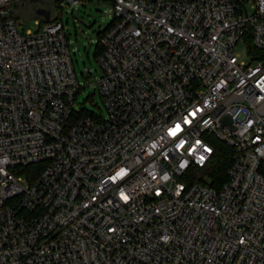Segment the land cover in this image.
Returning <instances> with one entry per match:
<instances>
[{
	"label": "built area",
	"instance_id": "obj_1",
	"mask_svg": "<svg viewBox=\"0 0 264 264\" xmlns=\"http://www.w3.org/2000/svg\"><path fill=\"white\" fill-rule=\"evenodd\" d=\"M23 1L0 0V264H264V0H105L104 120L73 109L62 23L19 31Z\"/></svg>",
	"mask_w": 264,
	"mask_h": 264
},
{
	"label": "rangeland",
	"instance_id": "obj_2",
	"mask_svg": "<svg viewBox=\"0 0 264 264\" xmlns=\"http://www.w3.org/2000/svg\"><path fill=\"white\" fill-rule=\"evenodd\" d=\"M246 6L251 14V4L247 3ZM25 8L24 14L19 16L20 32L38 30L40 20L31 15L33 10L43 9L50 12L51 18L59 17L57 21L64 27L74 73L81 88L73 109L104 120L107 113L96 90V83L101 76L97 46L99 36L112 22L111 5L105 0H79L72 8L58 12L56 0H39L36 3L27 1ZM90 44L92 47L88 51ZM234 51L239 61L248 62L243 43L238 44Z\"/></svg>",
	"mask_w": 264,
	"mask_h": 264
},
{
	"label": "trees",
	"instance_id": "obj_3",
	"mask_svg": "<svg viewBox=\"0 0 264 264\" xmlns=\"http://www.w3.org/2000/svg\"><path fill=\"white\" fill-rule=\"evenodd\" d=\"M36 3L39 0H25L15 6L16 10V17L19 18L20 15L24 14L25 3ZM61 0H56V5L58 12L59 7L58 3ZM238 4L243 5L245 3V0H235ZM33 17H37L42 24L47 22H54L57 21L59 17L51 18L50 12L45 11L43 9H36L32 11L31 14ZM102 35V34H101ZM99 36V38L101 37ZM101 49L97 46V56L99 57L101 54ZM80 115H90L83 112H80ZM215 152L212 156L211 161L207 165L206 169L201 173L200 179L201 181H204L206 184H208L212 188H219L222 184H224L227 181V171L231 165V150L226 147L221 142L215 140ZM42 166L41 165H30L26 166L24 168H20L19 173L24 174L26 177V180L30 183L32 182L38 173L40 172Z\"/></svg>",
	"mask_w": 264,
	"mask_h": 264
},
{
	"label": "snow or ice",
	"instance_id": "obj_4",
	"mask_svg": "<svg viewBox=\"0 0 264 264\" xmlns=\"http://www.w3.org/2000/svg\"><path fill=\"white\" fill-rule=\"evenodd\" d=\"M193 115H195V114L193 113ZM185 123H188V121L186 120ZM179 130H180V125L178 124V125L176 126V128H175L174 130L171 131V134H172V135H175L176 132H178ZM206 151H207V149H206ZM201 159H203V157H201ZM125 199H126V197H125Z\"/></svg>",
	"mask_w": 264,
	"mask_h": 264
},
{
	"label": "water",
	"instance_id": "obj_5",
	"mask_svg": "<svg viewBox=\"0 0 264 264\" xmlns=\"http://www.w3.org/2000/svg\"><path fill=\"white\" fill-rule=\"evenodd\" d=\"M91 47H92V44H90V45L88 46V49H87V50L89 51Z\"/></svg>",
	"mask_w": 264,
	"mask_h": 264
}]
</instances>
